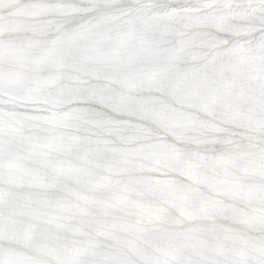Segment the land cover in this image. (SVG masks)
<instances>
[{
	"label": "snow or ice",
	"instance_id": "snow-or-ice-1",
	"mask_svg": "<svg viewBox=\"0 0 264 264\" xmlns=\"http://www.w3.org/2000/svg\"><path fill=\"white\" fill-rule=\"evenodd\" d=\"M0 264H264V0H0Z\"/></svg>",
	"mask_w": 264,
	"mask_h": 264
}]
</instances>
